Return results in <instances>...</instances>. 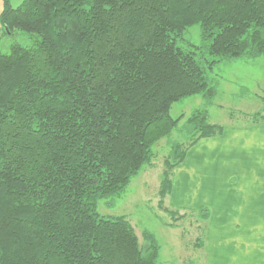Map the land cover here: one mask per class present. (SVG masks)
Segmentation results:
<instances>
[{
  "label": "trees",
  "instance_id": "obj_1",
  "mask_svg": "<svg viewBox=\"0 0 264 264\" xmlns=\"http://www.w3.org/2000/svg\"><path fill=\"white\" fill-rule=\"evenodd\" d=\"M195 24L202 45L182 47ZM0 30V264H158L154 236L97 202L151 163L173 103L215 95L214 65L264 56V0H3ZM182 131L191 147L222 127L196 110Z\"/></svg>",
  "mask_w": 264,
  "mask_h": 264
},
{
  "label": "rangeland",
  "instance_id": "obj_2",
  "mask_svg": "<svg viewBox=\"0 0 264 264\" xmlns=\"http://www.w3.org/2000/svg\"><path fill=\"white\" fill-rule=\"evenodd\" d=\"M9 1L12 6H17L22 0ZM2 8L3 0H0V12ZM184 43L192 47L202 45L199 24L187 28L180 45L185 47ZM209 74L216 89L215 95L211 99L192 95L175 102L169 110L171 117L176 118L181 114L187 117L196 110H205L208 122L221 126L223 131L228 125L250 124L252 115L264 109V102L258 98H263L264 56L249 61L238 59L220 62L214 65ZM246 113L249 116L245 115ZM185 117L168 137H163L152 145L154 156L151 163L132 177L120 194L101 199L96 205V211L104 217L125 215L134 227L141 244L145 242L142 232L151 233L160 247L158 264H200L199 259L210 227V206L200 205L196 209H188L194 206L192 198L202 200L204 197L195 195V188L189 186L186 180L182 183L177 180L173 185L174 168L184 162L187 152L192 148L189 147L186 132L182 131ZM176 145H179V148H176ZM183 150V160L171 171L170 191L163 200L164 204L159 206L158 191L165 159L167 156L173 158L174 154ZM200 193L202 195V191ZM164 206L178 214H185V217L175 222L171 214L163 210ZM201 212H207V216L200 217ZM198 238L200 246L197 247L194 244Z\"/></svg>",
  "mask_w": 264,
  "mask_h": 264
},
{
  "label": "crops",
  "instance_id": "obj_3",
  "mask_svg": "<svg viewBox=\"0 0 264 264\" xmlns=\"http://www.w3.org/2000/svg\"><path fill=\"white\" fill-rule=\"evenodd\" d=\"M262 84L258 98L264 102ZM172 179L173 185L188 181L195 195L204 197L192 198L188 209L211 207L200 264H264V118L200 139Z\"/></svg>",
  "mask_w": 264,
  "mask_h": 264
}]
</instances>
